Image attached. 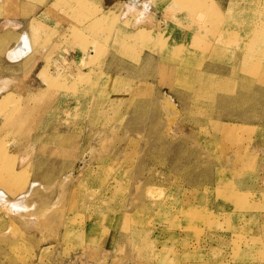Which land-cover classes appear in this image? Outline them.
Masks as SVG:
<instances>
[{"label":"rangeland","instance_id":"rangeland-1","mask_svg":"<svg viewBox=\"0 0 264 264\" xmlns=\"http://www.w3.org/2000/svg\"><path fill=\"white\" fill-rule=\"evenodd\" d=\"M26 1L39 66L8 59L30 38L0 23L19 174L0 264H264V47L243 32L264 35V0Z\"/></svg>","mask_w":264,"mask_h":264},{"label":"bare ground","instance_id":"bare-ground-1","mask_svg":"<svg viewBox=\"0 0 264 264\" xmlns=\"http://www.w3.org/2000/svg\"><path fill=\"white\" fill-rule=\"evenodd\" d=\"M54 2V1H53ZM52 2V3H53ZM56 2V1H55ZM58 3H59V5L61 4V5H63V4H65V6L67 5V4H69L70 5V2H71V0H58L57 1ZM76 2H78L79 4V6L80 7H84L85 9H86V6H87V0H76ZM57 4V3H56ZM77 5V4H76ZM75 5V6H76ZM53 5H50L49 7H52ZM62 7H64V6H62ZM89 7V6H88ZM55 8V7H54ZM62 9V8H61ZM241 9V8H240ZM51 13H52V11H51ZM58 13V12H57ZM229 13V12H228ZM62 15H64V14H62ZM243 17V16H242ZM98 18V17H97ZM250 18V17H249ZM248 18V19H249ZM99 19L101 20L102 19V17H99ZM98 19V20H99ZM252 20V19H251ZM95 22H97V19H96V21ZM95 22H94V26H95ZM248 24H250V23H248ZM38 27V25H33V29L34 30H36L37 29V27ZM92 27V26H91ZM94 29V28H93ZM249 30V29H248ZM222 31V30H221ZM232 30H230V31H227V32H231ZM243 31V30H242ZM259 27H256L255 28V30L254 31H249V32H247L246 30H244L243 32H244V35H250V36H252V38H254L255 37V45H253V46H255V49L257 48V49H259V48H262V47H264V35H260L259 34ZM83 32V31H82ZM81 31H79V35H81L83 38H84V36H86V35H84L83 33H82ZM258 32V33H257ZM254 33H255V35H254ZM147 35L148 34H150V32H148V33H146ZM257 34V35H256ZM141 35L142 36H144V32L142 31L141 32ZM162 36V35H161ZM137 37H138V35H137ZM226 37H228L229 39H231V37H229L228 35H226ZM87 39V38H86ZM86 44H88V45H90V46H92L91 45V41H87L86 40V42H85ZM244 47L245 48H252L251 47V44H248V43H246V45H244ZM30 51V44H29V39H28V37L26 36V35H23L22 37H21V42H20V46L17 48V50H11V51H9L8 52V59L10 60V61H12V62H18L19 61V59H23V58H25L26 56H27V54H28V52ZM123 51H121V53H122ZM124 53V52H123ZM254 53H257V52H254ZM131 54V53H130ZM129 55V54H128ZM132 55V54H131ZM244 61V60H243ZM160 63V62H159ZM244 63H246V62H244ZM247 64V63H246ZM188 73V72H187ZM181 74V73H180ZM189 76V75H188ZM180 77H181V75H180ZM184 79V78H183ZM220 85V84H219ZM190 86V85H189ZM3 90L4 89H0V116L1 115H3V113H4V110H8L9 109V107H5L4 105H5V101H6V97H5V94H3L4 92H3ZM186 90V89H185ZM233 91V90H232ZM231 91V92H232ZM222 93V92H221ZM3 94V95H2ZM250 96V95H249ZM11 101V100H10ZM135 110V109H134ZM17 111V110H16ZM8 114H10L9 112L6 114V115H8ZM25 118V117H24ZM27 118V117H26ZM10 119H11V122H10V124L11 125H13L14 127L17 125V124H19L20 123V121H16V118H15V115L14 114H11L10 115ZM1 128H2V125H0V130H1ZM6 140V139H5ZM11 141V140H10ZM4 146V145H3ZM40 149H41V146H40ZM39 149V150H40ZM43 149V148H42ZM38 150V151H39ZM6 151V149H4V148H2V147H0V155H2L4 152ZM39 153V152H38ZM42 153V152H41ZM40 156V155H39ZM38 155H37V157H39ZM50 156V155H49ZM26 170V169H25ZM24 171V170H23ZM5 174H7V177H8V175H11V178H13L14 180L13 181H16V179H18V177H19V174L17 173V172H14L13 170H8V171H4V170H1L0 169V181L1 180H3V178H4V175ZM6 177V176H5ZM35 190V187H32V191L31 192H35L34 191ZM1 199H2V195L0 194V203L2 202L1 201Z\"/></svg>","mask_w":264,"mask_h":264},{"label":"crops","instance_id":"crops-1","mask_svg":"<svg viewBox=\"0 0 264 264\" xmlns=\"http://www.w3.org/2000/svg\"><path fill=\"white\" fill-rule=\"evenodd\" d=\"M53 1L54 0H47V3L45 4V6L49 7ZM29 2H32V1L18 0V5H17V9H16L17 11H14V14L10 17L2 18L4 20H2V21L0 20V23H4L5 25L8 24L9 29H11L10 31H13L12 33H14L15 35H22L25 33H27L29 35V38H30L29 44L33 46V49L31 50L30 54L27 57L23 58L21 61H19L18 64L21 63L20 65L24 66V68H26L25 64L29 65V67L26 68L29 70H31V67L33 66V70H34L37 66H39L40 63H42V61L40 59H37L38 56H37V54H35V42L31 36V34L27 30L24 31V29L27 28V25L32 22L31 20L33 17V16H31V17L26 18V17L22 16L23 10L24 11L28 10L29 12H32L31 7H33V5L29 4ZM39 6H42V5L38 4V5L34 6V7L38 8V9H36V12H38L39 9L42 8ZM45 6H43V7H45ZM44 11L45 10H41L40 13L37 14L36 18H38L39 15H41V13H43ZM81 65H83V64H81ZM83 66H85V65H83Z\"/></svg>","mask_w":264,"mask_h":264},{"label":"clouds","instance_id":"clouds-1","mask_svg":"<svg viewBox=\"0 0 264 264\" xmlns=\"http://www.w3.org/2000/svg\"><path fill=\"white\" fill-rule=\"evenodd\" d=\"M139 23V21H137Z\"/></svg>","mask_w":264,"mask_h":264}]
</instances>
